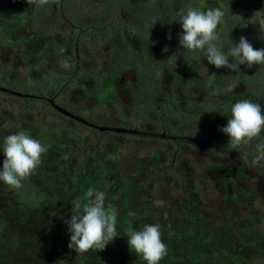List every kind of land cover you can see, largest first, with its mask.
<instances>
[{
  "label": "trees",
  "instance_id": "obj_1",
  "mask_svg": "<svg viewBox=\"0 0 264 264\" xmlns=\"http://www.w3.org/2000/svg\"><path fill=\"white\" fill-rule=\"evenodd\" d=\"M188 4L202 11L223 8L226 15L217 31L225 53L241 36L254 49L264 48V32L253 23L264 19V0H55L45 6L0 0V94L14 99L9 107L0 105V148L7 135L19 131L51 144L21 189L0 182V264H147L130 249L126 234L129 225L141 229L145 224L161 226L168 254L159 264H264V222L258 221L264 213L254 214L261 196L249 172L264 131L237 150L219 130L237 101L264 107V66L216 68L203 53L183 49L181 22L173 20ZM64 61L69 69L61 66ZM234 80L238 87L224 91ZM61 92L88 96L81 95L88 109V117L81 115L86 132L52 118L74 113L66 108L65 114L51 102ZM144 126L170 132L207 155H241L247 160L241 159L239 167L248 161L247 171L230 166L220 171L218 164L203 162L210 172L202 174L192 164L193 172H183L180 188L174 189L173 172L168 185L157 182L164 179L149 168V154L132 156L125 165L114 156L97 161L88 154L91 148H98L100 157L116 152L128 135L166 136L150 134ZM59 127L65 128L60 141L55 139ZM5 158L0 149V170ZM254 166L264 174V162ZM196 177L204 195L207 184L214 192L211 182L223 201L206 202L195 189ZM90 187L104 191L106 205L118 209L117 237L104 250L77 253L68 246L65 220L71 218V202H84ZM155 193L163 196V206L154 204ZM241 198L250 210L245 217L238 209ZM231 209L236 217L221 222Z\"/></svg>",
  "mask_w": 264,
  "mask_h": 264
},
{
  "label": "clouds",
  "instance_id": "obj_2",
  "mask_svg": "<svg viewBox=\"0 0 264 264\" xmlns=\"http://www.w3.org/2000/svg\"><path fill=\"white\" fill-rule=\"evenodd\" d=\"M38 6L49 5L55 0H28ZM226 13L222 7L200 10L198 5L188 4L179 15L183 31L178 33L179 44L188 52L203 53L210 64L216 68H227L238 71L239 66L246 64L251 68L255 64L264 66V48L254 49L252 44L244 36H241L238 44L225 53L221 34L217 31L223 22ZM258 23L260 30L264 32V19ZM171 39V33L168 34ZM65 49H60L63 53ZM167 51V49H165ZM229 58L233 62H229ZM61 66L65 69L71 67L68 61ZM240 82L234 80L226 85L224 91H234ZM52 103L59 106L60 110L67 113V109L58 101ZM59 110V109H58ZM74 122L83 121L73 113L66 114ZM229 137L228 146L239 149L242 144H247L253 139L259 138L264 131V107L260 103L249 99H242L231 107V117L225 126L219 128ZM198 131V130H197ZM51 144L42 143L24 131L9 134L4 138L2 149L5 154L3 168L0 170V182L14 188L21 189L24 181L33 175L42 162L43 154L47 153ZM256 154L252 160L254 165L264 162V142L255 146ZM167 184L165 180L157 181ZM169 184V183H168ZM73 210L70 219L65 223L69 226V248L77 253H85L89 250H104L106 246L117 237L118 209L111 204L106 205V193L97 188H89L84 202L80 198L72 202ZM158 207L164 205L163 200H156ZM129 215H135L129 213ZM126 234L129 237L128 244L131 250L147 262V264H159L168 254V246L162 239L161 226L159 224H145L141 229H135L131 225L127 227Z\"/></svg>",
  "mask_w": 264,
  "mask_h": 264
},
{
  "label": "rangeland",
  "instance_id": "obj_3",
  "mask_svg": "<svg viewBox=\"0 0 264 264\" xmlns=\"http://www.w3.org/2000/svg\"><path fill=\"white\" fill-rule=\"evenodd\" d=\"M262 14L261 11L257 12V15L260 16ZM63 29H70V26H66V25H62ZM0 49L2 48L3 44L2 42H0ZM103 57L104 54H103ZM239 88L241 89L242 86H239ZM197 92H202V89L200 90L199 87L196 88ZM81 95H85L86 94H81ZM81 95H79V97L75 96L71 97L69 96L68 93H64L61 92L58 95H56L57 100L59 103L61 104H65V108H68V110L71 109L72 112H74L75 115H77L79 118H81L82 114L85 115L86 117H88V109L87 107H85L86 105V101L83 100L81 98ZM5 94H0V99H2V101L6 104H1V100H0V105L1 106H8L9 107V103L14 102L13 98H9V97H4ZM88 97V96H87ZM79 99V101H78ZM72 101H74V103L72 104ZM17 103V104H16ZM16 103L14 104L15 106H17L19 108V103L16 100ZM84 110H80V108H82ZM57 109L60 110V107L58 106ZM52 118H57L60 121V126H67L69 124H73L74 126H76V128L80 131V132H86V129L84 127L85 123L84 121H82L83 125H81V122H74L73 120L61 116L59 114H52ZM130 125H133L131 122L129 123ZM142 125V124H141ZM145 127V126H144ZM169 127V126H167ZM146 129L150 130V134L153 133V131H156L158 134H166V136H162L160 137L159 135H153L152 136H145V137H138V136H134V135H128L127 137H125V139L119 144L118 149L116 150V152L112 151V152H108V154H105L103 157L99 156V149L98 148H91L88 151V154L91 155L93 158H97V161H101L104 158L107 157H111L114 156L120 164L125 165V163L129 162L130 158L132 156H144L146 154H149L148 158L146 159L147 163L149 164V168L152 170V172L156 175L161 177L162 179H164L167 182L168 185V179H169V173L173 172V176L174 179H172L173 183L176 182L172 188L174 189H179V180L181 178V174L183 172H193L191 170L192 164L193 167H195L196 169L201 168V173L205 174L210 172V170L206 171V166H202L203 162H208L210 163H215L219 165V170L222 171V169H224L226 166H230V167H237V164L239 165V157H236L235 155H220L218 156V154H215L216 152L210 153V154H204L201 153L199 149H197V147L194 148V146L190 145L189 143H187V141L185 139H175L173 138V135L168 132H162L163 130L161 128H153V127H145ZM150 128V129H149ZM168 131H171V127L167 128ZM65 132V128L59 127L58 128V132L56 133L55 139L60 141V137L58 136L59 134L62 135V133ZM47 133H49V131H47ZM88 133H92V131L90 130ZM98 135H101L100 133H98ZM108 136H113V137H117V135L115 133H108ZM112 138V137H110ZM64 140V138H63ZM112 140V139H111ZM109 140V141H111ZM130 140H137V141H130ZM142 141H146V142H153L152 144H146L143 143ZM94 142L97 143V139H94ZM100 144V141H98ZM183 143V144H182ZM185 143V144H184ZM182 144L183 147V152L180 154L179 151H177L178 146ZM112 145V143L109 142L108 145H103L104 147H108ZM102 146V148H103ZM122 151H125L126 153L124 154ZM197 157H201V158H197ZM125 158V159H124ZM186 159V160H185ZM204 160V161H203ZM82 164L84 163L82 157L79 160ZM195 162V164H194ZM189 163V164H188ZM252 163V161H251ZM191 166V167H190ZM252 170V172L250 173L251 176V184L255 187V190L257 191V193L261 196V200H260V196L256 199L260 200L258 204L255 205L256 209L254 210L255 213L257 214V212L259 211L260 213H264V174H262V171L258 168H256L254 165L251 166L250 168ZM163 170L167 171V174L163 173ZM243 172H246L247 170L244 168V164L241 163V167L240 169ZM195 177V175H194ZM204 177V176H203ZM193 181L195 182V189L199 190V192L201 193L203 199L206 202H211L213 199H216L217 201H221V196H219V192L216 193L214 186L212 185V183L210 182V185L212 186V188L214 189V192L210 191V186L207 184V189L205 191V195L201 192V186L199 185L201 179L199 177H196V179L194 178ZM173 193H175L172 190ZM179 191H177L178 193ZM197 192V191H196ZM210 194H214L212 196H208ZM156 197L154 199L156 200H163V196L160 194H156ZM213 198V199H211ZM240 206L238 207L239 211L242 212L243 217H245L247 214V212H250V210L248 211L249 206L247 204H245V199L241 198L239 200ZM167 205H170L167 204ZM247 211V212H246ZM232 209L228 211V213H223L221 215V222L225 219H234L236 217V215L234 213H231ZM220 214V213H219ZM264 216V215H263ZM262 215L260 216V218H258V221L260 222H264V217ZM186 218V217H184ZM237 220L239 218H236ZM177 224H181V220L177 221ZM262 225V224H261ZM262 228H264V224L262 226Z\"/></svg>",
  "mask_w": 264,
  "mask_h": 264
},
{
  "label": "flooded vegetation",
  "instance_id": "obj_4",
  "mask_svg": "<svg viewBox=\"0 0 264 264\" xmlns=\"http://www.w3.org/2000/svg\"><path fill=\"white\" fill-rule=\"evenodd\" d=\"M64 107H66L65 105H64ZM226 155H235L236 157H239V159L238 160H240L239 162H241L242 160H247V158H243L241 155H238V154H233V153H228V154H226ZM242 159V160H241ZM244 163V162H243ZM248 165V161L244 164V166L246 167ZM234 169L235 170H238V169H240V167H239V165L237 164V167H234ZM247 169H248V167H247ZM250 173H251V171H249Z\"/></svg>",
  "mask_w": 264,
  "mask_h": 264
}]
</instances>
